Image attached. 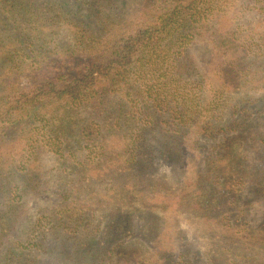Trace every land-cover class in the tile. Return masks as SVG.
<instances>
[{"label":"trees","instance_id":"1","mask_svg":"<svg viewBox=\"0 0 264 264\" xmlns=\"http://www.w3.org/2000/svg\"><path fill=\"white\" fill-rule=\"evenodd\" d=\"M116 1L0 0V264H81L85 252L102 264H131L119 234H93L99 228L90 227L93 211L77 201L80 186L101 175L113 182L114 195L133 194L141 203L149 181L143 175H154L157 159L175 163L185 146L198 155L217 135L222 150L190 172L194 179L150 176L148 194L164 210L168 203L195 205L198 220L212 229L206 227V264H260L264 221H241L237 189L251 172L232 156L237 126L251 127L264 114V0H141L125 20L109 10ZM198 42L212 55L195 79L185 52ZM225 112L233 119L222 124ZM127 135L124 145L108 146ZM159 135L158 144L149 141ZM256 135L264 143V129ZM46 151L68 169L77 208L63 215V207L52 206L32 219L28 196L41 191L39 156ZM135 171L142 179L131 180ZM57 181L63 191V173ZM254 182V192L264 194V172ZM224 212L232 217L220 218ZM185 255H177L179 263H196ZM173 261L160 247L143 246L132 264Z\"/></svg>","mask_w":264,"mask_h":264},{"label":"rangeland","instance_id":"2","mask_svg":"<svg viewBox=\"0 0 264 264\" xmlns=\"http://www.w3.org/2000/svg\"><path fill=\"white\" fill-rule=\"evenodd\" d=\"M140 1L141 0H117L109 10L112 11L115 18L121 16L120 18H124L122 20H125L134 13ZM107 9L102 7V13L108 12ZM211 53V48L206 42H198L188 47L185 52V60L192 68V76L195 77V79L196 77L202 76V72L209 68L208 64L211 59ZM195 72H198V75L195 74ZM210 74L211 77L207 78V83L212 86L217 83V79L212 72ZM206 90L208 91L209 89L207 88ZM231 90L233 89L228 86L227 91L229 92ZM261 91L262 89L260 88L255 89L250 94L257 96ZM241 92H243V90L240 91L242 95ZM209 94L211 98V93L209 92ZM231 94L236 95V92L233 91ZM112 96L115 98L121 95L114 93ZM218 97L219 98L216 100L220 102L223 98H221V95H218ZM255 108L253 112H255ZM221 115H223L221 116L222 124L233 119L232 114L228 112H225V114L222 113ZM234 117L237 118L238 115L234 114ZM262 129H264V114H261L260 121H257L251 127L248 126L241 129L240 126H237V133L239 131L241 138L238 140V150L236 146L237 142L235 143L236 151L234 155L236 156H232L234 159L239 158L243 169H245L247 173L251 172V176L250 174L244 176L246 182L239 187L242 190L237 189V195L241 196V199L238 201V207L243 211L242 214L239 215L241 221L247 220L251 221V223L264 221V194H262V192H254V180L257 178V174L264 172V143H262L259 136L256 135L260 133ZM221 136L222 135H217L216 137L212 136L205 140L206 143H204V148H202L198 155L194 150L185 146L182 148V158L175 163L173 161L157 159L155 161L156 164L153 165V170L150 172L154 175H143L144 183L147 179H149V181L147 184L145 183L146 186L143 188L146 194L143 196L144 200L141 203L138 199L135 201L132 200L134 198L133 194H128L124 197L114 195L115 192L113 189L115 186L113 182H111L109 178L101 177V175L93 179L92 186H80L81 194L77 201H79L81 207H83L85 211H93L92 214L94 217H92V225L90 227L94 228L97 226L99 228V231H93V234H97L99 237H106L111 235L112 232L114 234H119V239H121L119 248L124 252L125 257L123 258H126L131 264L135 261L137 250H141L143 246L147 247L150 251L155 250V248L157 249L158 246L162 251L170 253L171 258L174 260L172 264H181L179 263L177 255L183 251L187 253V255H185L186 257L193 255L194 257H192L197 264H206L207 259L205 254L207 247L211 245L209 244L210 231L208 232L207 229H212L207 226L206 229V227L203 226L201 223L204 220L203 218L198 220L199 216L195 214L197 213L195 205L190 204L188 206H181L180 203L177 202L179 206L175 208V203H168V208L164 210L161 206L166 205H162L160 198L154 196V192L151 191V193L148 194V191L151 189L150 181L152 179L150 176L163 174L162 176L166 177L168 182L172 183H182L187 177V179H194L195 175H190V172L201 171V169L205 167V163L208 162L216 152L222 150L225 140H221ZM121 137L124 139L120 140L117 137V139L114 140L113 137L110 138L108 146L112 148L117 147V144L122 146L126 140L130 138L129 135H127L126 139L125 136ZM151 139H153V144H158L160 140L162 141L160 135L159 137L151 136L149 141H151ZM211 145L216 147L210 149ZM76 147L77 145L75 148ZM82 149L85 153L88 150L87 148ZM81 152L82 150L77 154H81ZM93 155L96 156V153L94 152ZM208 155H210V157H208ZM97 158H99V156L95 157L96 160ZM125 168H127V166H125ZM38 172L43 182L41 184V191L32 196L29 195L27 203V213L31 215L32 219L43 212L47 213V209L52 206L63 207V215H66L65 210L77 208V201L74 199L77 190L76 187L73 186V182H69L67 179L69 173L64 163L63 167H61L60 160L53 156L52 153L46 151L39 156ZM59 173H63V191L62 187H60V183L57 181V175ZM134 173L135 175L131 180L134 179L135 176L142 179L139 174H136V171ZM84 184L86 183L84 182ZM89 202L94 203V206H91ZM219 216L220 218L232 217L226 212L221 213ZM128 223H130L132 227H127ZM153 224L154 227H151ZM63 236L65 235L63 234ZM153 245H155L154 249ZM107 246H111V244L107 243L106 247ZM127 252L128 254H126ZM259 252H261V250ZM261 255L264 256V251ZM251 257L255 258L256 255L253 254ZM81 264H102V260L92 257L85 252ZM112 264L121 263L120 260L119 262L113 260ZM221 264L226 263L221 262ZM260 264H264V259L260 261Z\"/></svg>","mask_w":264,"mask_h":264}]
</instances>
